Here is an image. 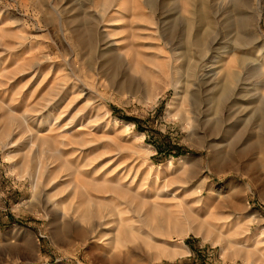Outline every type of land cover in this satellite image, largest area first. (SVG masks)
Here are the masks:
<instances>
[{
  "label": "rangeland",
  "instance_id": "1",
  "mask_svg": "<svg viewBox=\"0 0 264 264\" xmlns=\"http://www.w3.org/2000/svg\"><path fill=\"white\" fill-rule=\"evenodd\" d=\"M243 1L0 0V264H264Z\"/></svg>",
  "mask_w": 264,
  "mask_h": 264
},
{
  "label": "bare ground",
  "instance_id": "2",
  "mask_svg": "<svg viewBox=\"0 0 264 264\" xmlns=\"http://www.w3.org/2000/svg\"><path fill=\"white\" fill-rule=\"evenodd\" d=\"M248 4L250 5L249 2L247 3V1L244 2L243 0H240L239 4L237 5V8L240 10V15H241V16H239V26H240V32H241L239 45L241 46V44H242V46H243L242 49H245L244 47L251 48L252 45L257 44L258 42L260 43V39L253 38L248 33V30L250 29V27H251V25H252V23L254 21L255 22L254 23V26L256 28V29L255 28L254 29L256 30V32H258L260 34V32H259V21H257L255 18H253L251 16L249 17V15H245L244 12H243V10L246 7H248ZM209 29H210V32L209 33H211L212 32V29H213V24L212 23H210ZM214 44H216V42ZM238 48H241V47H238ZM261 48L264 50V44L261 45ZM205 71L206 72L202 75V80L205 83H209L208 82V79L211 78L210 77L211 75L209 74L211 71H209V70H205ZM228 78L231 81L238 82L237 73H235V72L233 73L232 71H229ZM228 90L229 89H227L226 91L228 92ZM198 97H199V94L198 93H192V95H191V101H192V103L196 104V102L198 101ZM178 254L179 253H176V256Z\"/></svg>",
  "mask_w": 264,
  "mask_h": 264
}]
</instances>
